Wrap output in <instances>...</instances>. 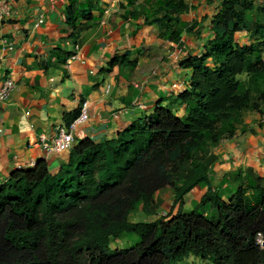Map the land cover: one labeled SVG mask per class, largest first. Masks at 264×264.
Wrapping results in <instances>:
<instances>
[{
	"label": "trees",
	"instance_id": "obj_1",
	"mask_svg": "<svg viewBox=\"0 0 264 264\" xmlns=\"http://www.w3.org/2000/svg\"><path fill=\"white\" fill-rule=\"evenodd\" d=\"M70 1L68 23L93 21L100 0ZM135 1L124 18L144 17L161 40L180 47L184 33L206 32L204 20L201 27L185 21L196 9L187 0ZM202 1L217 12L202 55L181 61L192 71L190 89L177 97L183 114L158 104L115 138L78 141L57 172L42 159L14 171L0 187V264H178L191 256L264 264V179L248 168L229 201L209 180L213 149L243 131L244 113H264V0ZM253 30L258 38L240 44ZM79 114L65 115L66 126ZM202 184L187 212L185 197ZM164 190L173 195L170 212L149 221ZM138 211L142 219L132 221ZM130 234L139 237L135 246L111 248Z\"/></svg>",
	"mask_w": 264,
	"mask_h": 264
},
{
	"label": "crops",
	"instance_id": "obj_2",
	"mask_svg": "<svg viewBox=\"0 0 264 264\" xmlns=\"http://www.w3.org/2000/svg\"><path fill=\"white\" fill-rule=\"evenodd\" d=\"M141 1L136 0L135 6ZM187 1L196 9L185 21L201 27L204 20L206 32L200 37L184 33L178 47L159 39L157 28L144 24V17L124 18L132 9L128 0H100L93 21L75 24L67 21L70 0H18L11 18L0 23V86L8 78L15 82L10 99L0 102V187L19 165L33 169L42 159L57 172L68 161L70 152H54L44 144L66 126L65 115L80 110L85 101L90 104L89 119L78 126L75 144L85 138L96 142L115 138L151 115L158 104L182 115L177 97L190 89L192 71L181 67V61L189 54L202 55L217 12L216 4ZM247 35L239 36L240 44L248 43ZM76 52L81 59L68 63ZM244 122L243 131L213 149L218 160L209 170V180L225 201L241 185L248 168L264 179V114L257 123ZM164 191L159 214L167 204ZM168 191L171 209L173 195ZM205 191L202 184L190 192L184 209L191 211ZM199 259L191 256L187 261Z\"/></svg>",
	"mask_w": 264,
	"mask_h": 264
},
{
	"label": "built area",
	"instance_id": "obj_3",
	"mask_svg": "<svg viewBox=\"0 0 264 264\" xmlns=\"http://www.w3.org/2000/svg\"><path fill=\"white\" fill-rule=\"evenodd\" d=\"M18 0H0V23L6 22L9 20L13 13V5ZM6 43V42H5ZM13 47L10 46V49ZM81 56L78 52L71 55L68 59V63L76 60H80ZM15 88V82L11 78L4 80L0 86V102H7L10 97L11 93ZM110 91V86H107L106 93ZM135 103H138L136 100ZM140 107L143 105L140 104ZM89 110L90 104L88 101H85L81 105L80 114L79 116L68 126H62L58 129L57 134L51 140V142H47L44 144L46 149L52 150L54 152H70L73 145L75 144V133L78 130V126L82 123H85L89 119ZM115 119L119 118V114L115 113L113 115ZM17 169H22V166H18ZM165 216V215H164ZM258 244L261 246L263 245V237L259 235L258 237ZM178 264H212L207 260H197V261H184L179 262Z\"/></svg>",
	"mask_w": 264,
	"mask_h": 264
},
{
	"label": "rangeland",
	"instance_id": "obj_4",
	"mask_svg": "<svg viewBox=\"0 0 264 264\" xmlns=\"http://www.w3.org/2000/svg\"><path fill=\"white\" fill-rule=\"evenodd\" d=\"M257 2L259 3L260 0H257ZM258 36H259V34H258L256 31L253 30L252 32H249V33H248L246 39H248L249 37H250L251 39H257ZM179 49H180V48H179ZM262 52H263V58H264V47L262 48ZM181 53H182V54H186L184 49L182 50ZM263 114H264V113L259 112V111H248V112L244 113V119H246V120H248V121H251V123H257L258 120H259V116H260V115H263ZM162 194H163V195L165 196V198L167 199V200H166V201H167V204L165 205L166 207H165L163 210L160 211L161 214H159V215L157 216V217H161V218L164 217V215L167 216V215L169 214V212H170V203H171V201H172L171 198H170V195H169L170 193H169L168 190L164 191ZM230 196H231V195H230ZM205 209H206V210H209L210 207H209V206H206ZM131 219H132V221H138V220H141L142 217L140 216L139 211L136 212V214L133 215V216L131 217ZM151 219H152V220H155L156 218H151ZM151 219H150V220H151ZM138 242H139V237H138L136 234H130V235H127V236H125V237H122V238H120V239H118V240H113V241L111 242V248H112L113 250H114V249H129V248L135 246Z\"/></svg>",
	"mask_w": 264,
	"mask_h": 264
}]
</instances>
